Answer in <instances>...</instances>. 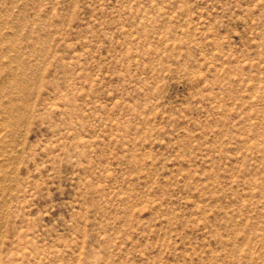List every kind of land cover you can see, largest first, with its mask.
<instances>
[{
	"label": "rangeland",
	"instance_id": "1",
	"mask_svg": "<svg viewBox=\"0 0 264 264\" xmlns=\"http://www.w3.org/2000/svg\"><path fill=\"white\" fill-rule=\"evenodd\" d=\"M0 264H264V0H0Z\"/></svg>",
	"mask_w": 264,
	"mask_h": 264
}]
</instances>
